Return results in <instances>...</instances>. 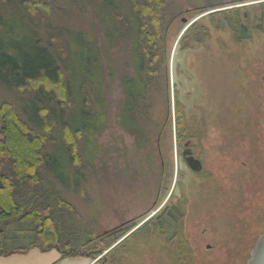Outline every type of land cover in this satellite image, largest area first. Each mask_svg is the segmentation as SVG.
I'll list each match as a JSON object with an SVG mask.
<instances>
[{"label":"rangeland","instance_id":"1","mask_svg":"<svg viewBox=\"0 0 264 264\" xmlns=\"http://www.w3.org/2000/svg\"><path fill=\"white\" fill-rule=\"evenodd\" d=\"M263 16L264 0H170L162 44L169 57L167 90L155 93L141 144L117 119L121 76L133 71L131 45L122 38L110 50V119L97 137V155L89 162L84 156L79 166L85 192L65 191L77 243L99 252L98 264H247L264 233ZM67 21L74 30L93 32L99 47L105 41L91 10ZM242 22L248 39H239ZM187 142L201 171L185 161ZM168 199L185 212L171 239L156 221ZM122 224L125 233L97 242ZM33 229L18 222L4 233L6 242L26 247L35 242Z\"/></svg>","mask_w":264,"mask_h":264},{"label":"trees","instance_id":"2","mask_svg":"<svg viewBox=\"0 0 264 264\" xmlns=\"http://www.w3.org/2000/svg\"><path fill=\"white\" fill-rule=\"evenodd\" d=\"M169 2L0 0V254L38 246L97 257L99 252L77 243L65 191L75 186L85 192L79 166L100 149L97 137L110 119V50L122 38L131 45L133 71L121 76L117 119L137 144L145 141L155 93L167 90L169 57L162 44ZM90 10L105 35L100 47L93 32L74 30L67 21ZM179 106L180 131L186 133ZM18 222H29L36 239L11 248L4 233ZM124 226L97 242L108 244L126 232Z\"/></svg>","mask_w":264,"mask_h":264},{"label":"crops","instance_id":"3","mask_svg":"<svg viewBox=\"0 0 264 264\" xmlns=\"http://www.w3.org/2000/svg\"><path fill=\"white\" fill-rule=\"evenodd\" d=\"M96 258L90 256L63 255L58 249H43L32 246L25 251L0 254V264H98Z\"/></svg>","mask_w":264,"mask_h":264},{"label":"water","instance_id":"4","mask_svg":"<svg viewBox=\"0 0 264 264\" xmlns=\"http://www.w3.org/2000/svg\"><path fill=\"white\" fill-rule=\"evenodd\" d=\"M244 16L247 17V13H245ZM184 21L187 20L184 19ZM220 23L222 25H226V22L222 19L220 20ZM258 28L264 30V21L258 24ZM248 30V25L242 22L239 28V39H248L250 37ZM189 144L190 142H187L186 146L188 147ZM183 156L185 158L186 163L191 169L197 172L201 171L202 162L200 161V159L196 158L193 155V152L190 148L185 149V151L183 152ZM169 213L174 217L175 220L168 219L169 224L172 226V229L168 234V238H170L176 230V220L179 219L180 215H183L181 208L177 204L172 205L169 210ZM247 264H264V233L256 241Z\"/></svg>","mask_w":264,"mask_h":264},{"label":"flooded vegetation","instance_id":"5","mask_svg":"<svg viewBox=\"0 0 264 264\" xmlns=\"http://www.w3.org/2000/svg\"><path fill=\"white\" fill-rule=\"evenodd\" d=\"M221 19H219V22H220ZM263 21H264V17H263ZM262 21V22H263ZM261 23V22H260ZM222 25V24H221ZM263 30V29H262ZM187 148H190V146L188 145V147L186 146V149ZM173 204H176L174 203L173 201H171L170 199H168L163 205L162 207L158 210V213L156 214V221L158 222V225L160 226V228L162 230H164L165 228H168L167 230V233L165 234L166 237L168 238V234L170 233L171 229H172V226L169 224L168 222V219H172V220H175L174 217L169 213V210L170 208L172 207ZM178 205V204H177ZM180 207V205H178ZM181 208V207H180ZM182 212H183V215H180L179 216V219L176 220V230L175 232L173 233V235L168 238V239H171L172 237H174V235L176 233H178L179 231V228H180V223H181V219L184 217L185 215V212L184 210L181 208Z\"/></svg>","mask_w":264,"mask_h":264}]
</instances>
